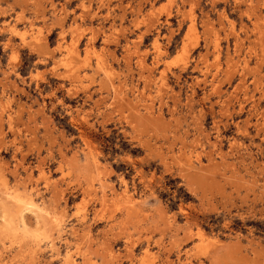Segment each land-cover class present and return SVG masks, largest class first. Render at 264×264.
Masks as SVG:
<instances>
[{
    "label": "rangeland",
    "instance_id": "obj_1",
    "mask_svg": "<svg viewBox=\"0 0 264 264\" xmlns=\"http://www.w3.org/2000/svg\"><path fill=\"white\" fill-rule=\"evenodd\" d=\"M0 264H264V0H0Z\"/></svg>",
    "mask_w": 264,
    "mask_h": 264
},
{
    "label": "bare ground",
    "instance_id": "obj_2",
    "mask_svg": "<svg viewBox=\"0 0 264 264\" xmlns=\"http://www.w3.org/2000/svg\"><path fill=\"white\" fill-rule=\"evenodd\" d=\"M16 205V204H15ZM20 209V208H19Z\"/></svg>",
    "mask_w": 264,
    "mask_h": 264
}]
</instances>
